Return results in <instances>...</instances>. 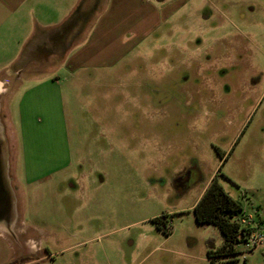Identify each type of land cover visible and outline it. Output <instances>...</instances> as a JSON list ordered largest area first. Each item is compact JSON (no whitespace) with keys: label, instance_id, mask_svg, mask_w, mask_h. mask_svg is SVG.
<instances>
[{"label":"rangeland","instance_id":"rangeland-1","mask_svg":"<svg viewBox=\"0 0 264 264\" xmlns=\"http://www.w3.org/2000/svg\"><path fill=\"white\" fill-rule=\"evenodd\" d=\"M140 1H101L113 12L82 53L84 66L65 68L62 47L52 61L34 55L60 87L62 107L50 103L49 116L22 123L18 106L31 81L8 70L0 150L14 222L13 233L0 231V264H13L22 245L47 248L39 264H264V245L210 259L223 235L199 225L193 211L218 175L243 205L236 218L264 227V0H184L181 7L180 0H148L171 5L160 26L142 41L125 34L114 66L88 65L106 31L143 17ZM79 2L42 0L38 16L59 22ZM78 31L69 36L72 54L85 40ZM21 48L14 37L0 42V64H11Z\"/></svg>","mask_w":264,"mask_h":264},{"label":"crops","instance_id":"crops-1","mask_svg":"<svg viewBox=\"0 0 264 264\" xmlns=\"http://www.w3.org/2000/svg\"><path fill=\"white\" fill-rule=\"evenodd\" d=\"M41 1L42 0H0V42L7 40V38L14 37L16 41H19L22 47L16 55L9 60L11 61V64H0V88L2 87V89L5 88L7 90V82L5 79L8 78V70L10 68L14 70L18 77L26 75L30 78L31 86L23 93L18 106L20 119L24 124L26 121L35 118L38 114H45L47 116L49 111H45L43 108H47L50 103L56 104L60 108L62 107L60 87L57 81H55V77L51 76V67L41 69L39 68V60L34 59L35 52L36 54L42 55L43 59L47 57V59H51V61L55 60L57 53H48L46 51L40 52L38 48L46 43L55 33L69 25L75 17H78L80 12L87 10L89 6L96 5L97 10L90 21L84 24L81 20L78 24L80 30L79 35L81 39L85 38V40L82 42L81 46H79L77 52L74 54L71 53L74 48V46H72L71 48L67 47V50L64 49L59 53L61 55L60 63H62L65 68H73L74 65L76 67L84 66L82 64L83 58L85 57L83 56L84 52L103 36L101 35V22L113 12L112 3L109 7H102V0H95L92 4H88V0H80L79 4L76 6L73 5L66 14L59 18L61 19L59 22H43L38 16ZM137 1L141 2L140 0ZM186 1H178V7L185 5ZM158 3L159 7H154L152 2L148 0L143 4H140L137 10H142L143 17L132 26L125 28L122 32H118V29L115 27L113 28V31H106L104 33V38L107 39V42L104 43L101 49L90 55L87 64L93 65L92 63H94L102 67H112L121 59V55L118 53V46L125 34L128 33L130 35L128 37L130 41L134 38L137 40L141 39L142 41L149 36L151 31L159 27L161 21H164L167 18V11L171 10V5L166 4V1H158ZM215 6L216 5L213 4L212 6L211 4L208 8H205L204 20L210 19L213 15L212 7L216 8ZM248 8H250L249 12L256 11L253 3H250ZM176 9H172V12H175ZM100 14L101 16L99 20H97V23H95L93 29L88 31L90 23L95 22L96 17ZM78 42L80 43L81 41ZM129 50L130 49L128 48L127 52H129ZM19 56L20 58H18ZM16 60L17 62L15 63ZM5 62H8V60ZM35 65H37V67H34ZM40 108L42 109V113L39 112ZM14 144L15 146L17 145L16 139H14ZM71 166L72 164L69 161L64 165L54 168L49 173H58ZM212 178L208 182L204 191L208 187Z\"/></svg>","mask_w":264,"mask_h":264},{"label":"trees","instance_id":"trees-1","mask_svg":"<svg viewBox=\"0 0 264 264\" xmlns=\"http://www.w3.org/2000/svg\"><path fill=\"white\" fill-rule=\"evenodd\" d=\"M193 211L199 225L216 226L223 235V245L218 249L209 248V258L236 256V246L243 235V229L236 217L243 213L244 208L240 201L225 191L218 175L212 178ZM163 218L165 217L156 219L155 222L162 223Z\"/></svg>","mask_w":264,"mask_h":264},{"label":"flooded vegetation","instance_id":"flooded-vegetation-1","mask_svg":"<svg viewBox=\"0 0 264 264\" xmlns=\"http://www.w3.org/2000/svg\"><path fill=\"white\" fill-rule=\"evenodd\" d=\"M96 10H97V6L94 5V6H89L87 10L80 12L77 18L75 17V19H73V21L69 25L65 26L61 31L55 33L52 37H50L46 43H44L38 48V50L40 52L46 51L48 53L51 52L55 53L56 50L60 49L61 47L67 49V47L70 46L69 44L72 42V39L74 38V37H72L71 39L69 38L72 30L77 29V26L81 20L82 23L84 22V24L90 21ZM76 34H79V31ZM12 210H13L12 207L9 208L8 206L2 203V206L0 207L1 232L6 231L9 233H13L11 226L12 223L14 222V213ZM24 243H27V241ZM25 246L24 245L21 246L20 252L18 254V258L13 264H39L44 259L41 256L43 255L50 256L47 248L44 249L35 246L33 250L28 251L25 248Z\"/></svg>","mask_w":264,"mask_h":264},{"label":"built area","instance_id":"built-area-1","mask_svg":"<svg viewBox=\"0 0 264 264\" xmlns=\"http://www.w3.org/2000/svg\"><path fill=\"white\" fill-rule=\"evenodd\" d=\"M239 223L243 229V235L236 246L237 255L246 256L257 252L264 245V227L253 225L252 217L244 218ZM239 248H243V250L240 251Z\"/></svg>","mask_w":264,"mask_h":264},{"label":"water","instance_id":"water-1","mask_svg":"<svg viewBox=\"0 0 264 264\" xmlns=\"http://www.w3.org/2000/svg\"><path fill=\"white\" fill-rule=\"evenodd\" d=\"M6 172H7L6 156L5 155L3 156V153L0 150V207L2 206L3 203L4 205L10 208L13 206L12 205L13 195L8 185Z\"/></svg>","mask_w":264,"mask_h":264}]
</instances>
